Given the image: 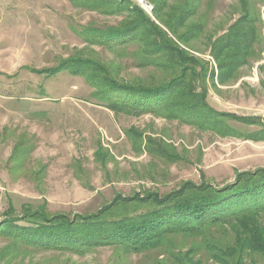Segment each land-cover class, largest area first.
<instances>
[{
  "label": "rangeland",
  "instance_id": "1",
  "mask_svg": "<svg viewBox=\"0 0 264 264\" xmlns=\"http://www.w3.org/2000/svg\"><path fill=\"white\" fill-rule=\"evenodd\" d=\"M132 1L159 22L148 0ZM257 4L260 38L244 59L232 57L237 61L229 76L220 74L204 41L195 43V55L208 68V103L220 125L214 130L149 113L116 115L100 103L98 88L83 72H74L75 60L94 59L123 81L169 77L153 65L140 68L124 50L84 39L85 29L114 26L123 15L98 14L71 0H0V213L8 205L17 212L27 205L70 216L91 213L120 195L164 194L186 182L220 186L240 172L264 168V138L247 134L264 126V2ZM210 7L202 9L213 33L224 18L231 23L241 15L239 0H214ZM131 130L142 137L126 133ZM8 242L0 238L3 264L144 263L142 255L116 263L110 247L84 254L30 252L13 251Z\"/></svg>",
  "mask_w": 264,
  "mask_h": 264
},
{
  "label": "trees",
  "instance_id": "2",
  "mask_svg": "<svg viewBox=\"0 0 264 264\" xmlns=\"http://www.w3.org/2000/svg\"><path fill=\"white\" fill-rule=\"evenodd\" d=\"M71 1L98 14L123 15L114 26L105 22L85 29L84 39L134 55L140 68L153 65L169 73L157 81H123L94 59L75 60L74 72H83L98 88L100 103L116 115L149 113L220 128L208 103V68L195 55V43L204 41L219 61L220 74L229 76L237 61L232 57L244 59L246 48L260 38L257 0H239L240 17L230 23L226 16L214 33L202 9L205 3L211 8L214 0H174L171 5L148 0L159 22L132 0ZM126 133L142 137L141 132ZM247 134L261 140L264 126ZM0 238L13 251L84 254L110 247L119 256L116 263L124 256L142 255L143 264H264V168L240 172L234 182L220 186L186 182L164 194L120 195L95 212L72 216L27 205L17 212L8 205L0 213Z\"/></svg>",
  "mask_w": 264,
  "mask_h": 264
},
{
  "label": "built area",
  "instance_id": "3",
  "mask_svg": "<svg viewBox=\"0 0 264 264\" xmlns=\"http://www.w3.org/2000/svg\"><path fill=\"white\" fill-rule=\"evenodd\" d=\"M150 5V4H149ZM151 6V9L153 8V6L152 5H150Z\"/></svg>",
  "mask_w": 264,
  "mask_h": 264
}]
</instances>
